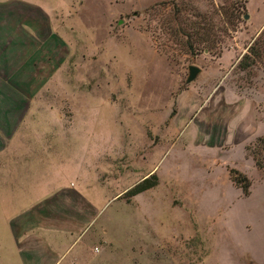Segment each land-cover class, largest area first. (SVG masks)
Listing matches in <instances>:
<instances>
[{
  "label": "rangeland",
  "instance_id": "1",
  "mask_svg": "<svg viewBox=\"0 0 264 264\" xmlns=\"http://www.w3.org/2000/svg\"><path fill=\"white\" fill-rule=\"evenodd\" d=\"M27 1L52 9L66 48L54 54L50 83L21 85L35 99H0V107L41 109L26 117L32 133L22 139L51 142L53 171L107 203L95 250L79 264H264V171L245 152L264 137V50L250 69L237 66L264 33V0ZM18 6L0 0V28L5 8ZM182 20L205 24L215 47L189 53L171 33ZM191 65L201 72L186 84ZM15 86L0 83V92ZM239 97L254 102L258 137L234 145L223 140L237 110L226 104ZM22 114L0 116V138ZM231 168L249 179L247 196ZM151 175L153 188L125 195ZM6 231L0 225L8 242Z\"/></svg>",
  "mask_w": 264,
  "mask_h": 264
},
{
  "label": "crops",
  "instance_id": "2",
  "mask_svg": "<svg viewBox=\"0 0 264 264\" xmlns=\"http://www.w3.org/2000/svg\"><path fill=\"white\" fill-rule=\"evenodd\" d=\"M15 2L22 6L13 7L14 10L5 8L7 22L0 28V83L18 86L13 93L0 92V99L31 100L35 95L31 96L30 88L29 92L23 91L21 85L50 83L54 54L65 47L66 40L54 29L52 9L27 0ZM19 105L0 107V116L21 115L23 109ZM226 105H233L237 110L228 121L223 140L236 145L258 137H253L258 115L254 102L239 97L228 100ZM24 110L25 119L14 129L4 131L6 138H0V225L7 230L5 235L9 238L6 242L4 235L0 236V261L4 264H79L78 259L88 258L86 249L95 250L93 228L107 203L99 189L95 193L94 188L90 191L79 178L68 179L62 172L53 171V157L47 156L51 142L22 139V134L24 137L32 133L31 125L24 123L26 117L37 115L41 109L30 106ZM238 131L243 136L234 143ZM231 133L234 138L229 141Z\"/></svg>",
  "mask_w": 264,
  "mask_h": 264
},
{
  "label": "trees",
  "instance_id": "3",
  "mask_svg": "<svg viewBox=\"0 0 264 264\" xmlns=\"http://www.w3.org/2000/svg\"><path fill=\"white\" fill-rule=\"evenodd\" d=\"M195 18L200 17L199 14L194 15ZM181 25H179L178 28L175 30H171V33L174 34L176 38L179 39L185 38V46L187 47V50L191 54H197L204 50H212L214 45V40L210 38L209 30L205 27V24L201 26V24H193L192 22L188 20H182ZM188 23L186 25V23ZM205 23V22H204ZM212 34V31H211ZM264 36V33L258 36V38L252 43L251 47L248 49V52L244 54L241 58V60L238 62V67L241 71H246L250 69L257 60L261 59L262 52L264 50V42L262 40V37ZM200 46H202L200 48ZM255 144H259L258 148L261 147V150L264 151V137H258L256 138ZM257 149H255L253 152H250V148L248 146H245V152H248V155H250L255 163V165L258 167V169L264 171V165L262 164V161L258 158V152ZM229 179L230 181L241 190L242 194L244 196H247L249 194V188H250V181L249 179L242 173L238 172L235 169L229 170ZM157 178L155 175H151L149 178H146L133 186L131 189H129L125 195L127 197H133L140 193H143L151 188H153L156 185Z\"/></svg>",
  "mask_w": 264,
  "mask_h": 264
},
{
  "label": "water",
  "instance_id": "4",
  "mask_svg": "<svg viewBox=\"0 0 264 264\" xmlns=\"http://www.w3.org/2000/svg\"><path fill=\"white\" fill-rule=\"evenodd\" d=\"M248 16L245 17V19H247ZM201 70L200 68H198L197 66L191 65L188 67V76L186 79V84H190L193 81H195V79L197 78V76L200 74Z\"/></svg>",
  "mask_w": 264,
  "mask_h": 264
}]
</instances>
